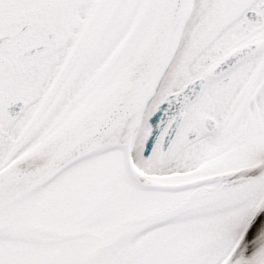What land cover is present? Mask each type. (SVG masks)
Returning <instances> with one entry per match:
<instances>
[{"label":"snow or ice","instance_id":"1","mask_svg":"<svg viewBox=\"0 0 264 264\" xmlns=\"http://www.w3.org/2000/svg\"><path fill=\"white\" fill-rule=\"evenodd\" d=\"M0 264H264V0H0Z\"/></svg>","mask_w":264,"mask_h":264}]
</instances>
